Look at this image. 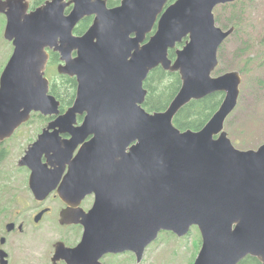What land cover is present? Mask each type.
Listing matches in <instances>:
<instances>
[{
	"label": "water",
	"instance_id": "95a60500",
	"mask_svg": "<svg viewBox=\"0 0 264 264\" xmlns=\"http://www.w3.org/2000/svg\"><path fill=\"white\" fill-rule=\"evenodd\" d=\"M234 1L121 0L111 7L108 0H46L32 9L29 0H0L4 37L14 46L0 76V141L33 111L55 115L27 149L37 161L32 187L68 164L61 197L96 194L81 221L82 240L58 242L54 264H104L105 254L127 251L140 262L161 231L183 237L193 226L202 236L193 264H238L248 255L264 264V143L233 144L225 121L238 105L242 76L213 75L219 48L235 30L217 24L215 8ZM86 16L92 24L75 34ZM48 49L60 54L58 71L78 82L64 112L45 75ZM160 65L178 71L182 85L167 109L151 112L144 82ZM217 91L224 99L203 128L175 125L183 106ZM60 222H72L68 210Z\"/></svg>",
	"mask_w": 264,
	"mask_h": 264
},
{
	"label": "rangeland",
	"instance_id": "374dc122",
	"mask_svg": "<svg viewBox=\"0 0 264 264\" xmlns=\"http://www.w3.org/2000/svg\"><path fill=\"white\" fill-rule=\"evenodd\" d=\"M244 3L245 13L240 15L242 26L237 34L233 32L223 42V61L219 68L221 73L235 70L242 75L239 102L227 117L225 130L236 147L250 149L264 143V0H244ZM228 11L225 9L222 13L225 23L232 16ZM5 25L6 17L0 13V75L14 49L11 41L4 37ZM54 70L51 76L57 77L60 73L56 67ZM221 73L216 69L213 75ZM47 121L34 115L11 138L0 142V222H7L19 209L24 210L28 218L34 213L32 208L36 202L27 186L28 174L21 170L18 160L28 145L37 139ZM45 204L51 205V200ZM58 206L59 202L55 204L56 208ZM62 229L58 215L50 214L38 227L20 236V247L13 252V258L18 264H50L53 243L60 236L70 242L76 240V236L68 234V229ZM199 235L197 227H192L183 237L162 231L146 248L140 262L133 252L108 255L103 261L105 264H193L202 246V236L198 245Z\"/></svg>",
	"mask_w": 264,
	"mask_h": 264
},
{
	"label": "trees",
	"instance_id": "16d2710c",
	"mask_svg": "<svg viewBox=\"0 0 264 264\" xmlns=\"http://www.w3.org/2000/svg\"><path fill=\"white\" fill-rule=\"evenodd\" d=\"M46 0H30L32 7L41 5ZM121 0H108L109 6H116ZM175 0H169L172 3ZM244 0L234 1L220 5V8L215 9L216 21L225 28L235 27L233 34H237L238 30L242 26V17L240 15L245 13ZM71 9V6L67 8V11ZM228 9L231 13V18L228 22L223 21V12ZM235 11V12H234ZM237 12V14H236ZM93 22V16L84 17L74 28V33L77 35H82L87 31ZM229 39V38H228ZM227 40V39H226ZM183 43L179 44L182 46ZM223 45L219 49V59L220 63L223 61ZM169 55L171 58H175V49H170ZM51 64L56 65L60 61V55L56 51H51ZM55 70L50 71L51 79V93L54 94L60 101L61 111H65L69 106H71L76 97L77 90V79L65 74H57L56 76H51ZM217 73H221V68H217ZM182 80L178 71H169L164 69L162 66L154 68L149 74L144 82V86L148 93L146 100L144 102V107L153 111H163L167 109L171 101L174 99L179 89L181 88ZM224 92L217 91L213 92L203 98L193 99L185 106H183L179 112L174 117L175 125L181 130H200L204 125L211 119L214 113L219 108L220 104L224 99ZM45 120L51 117H45L40 114H35ZM81 118V117H80ZM198 245L201 244V236H198ZM238 264H261V261L255 257L248 255L243 258Z\"/></svg>",
	"mask_w": 264,
	"mask_h": 264
},
{
	"label": "flooded vegetation",
	"instance_id": "af4514ba",
	"mask_svg": "<svg viewBox=\"0 0 264 264\" xmlns=\"http://www.w3.org/2000/svg\"><path fill=\"white\" fill-rule=\"evenodd\" d=\"M51 51L53 50L49 49L50 54H51ZM60 63L61 61H59L56 65L51 64V57H49L47 60V64H46L45 74L49 76L50 71H53L55 67L58 68V65ZM61 112H64V111H61ZM54 117L55 116H52L50 119H48L46 125L43 128H45L47 124L52 119H54ZM83 120H84L83 116H78L79 125L83 122ZM24 124H22L21 126H23ZM63 136H68V134H64ZM3 141H0V142H3ZM27 149H25L23 155L18 160V165L22 171L28 174L27 186H28V189L31 191V194L33 195V199L36 202L34 204V207L32 208L34 209V213L30 218H28L25 215L24 210L19 209L13 215V217H11L7 222H3V221L0 222V264H18L15 258H13V252L15 251L17 247H20L19 245L20 236L22 234H26L30 232V230L33 229V227L34 228L38 227V225H40L41 222H43L46 218H48L50 214L56 213L58 215V223L60 224V227L64 229H68V234L69 235L72 234L73 236H76V240L74 242H70L65 239V236H60L53 243V253H52V256L50 257V264H54L53 256L55 254L56 244L58 242H63L68 247H75L82 240L84 232H85V225L81 221L84 219V216L91 210L96 200L95 192H85L82 196H80L81 193H71L70 191H66L67 199L65 200L61 197L59 190L60 188H62L65 177L69 171L68 164L65 167V169L62 170L60 174H58L57 177H54V176L50 177L51 175L48 174V177H49V180H48L47 178L42 176V178L47 179V180L41 184H38L39 190H37V188L36 189L33 188L30 181H31L32 173H33V165L37 161L35 160V163H34V160H29V158H27ZM76 153L77 151L74 153V155H76ZM41 161L43 163L48 164L49 170L54 169L51 162L48 160V158L45 155L42 156ZM48 173H50V171H48ZM48 200H51V205L45 204ZM2 201H5V200H2ZM57 202H59V206L56 208L55 204ZM74 205H76L75 208H74ZM63 210H68L69 217L72 219V222H68V223L60 222L61 212ZM108 255H116V254L115 253L105 254L102 257V262L104 264L105 262L103 261V258ZM3 261H7V262L3 263ZM56 264H67V262L61 259V260H58Z\"/></svg>",
	"mask_w": 264,
	"mask_h": 264
}]
</instances>
